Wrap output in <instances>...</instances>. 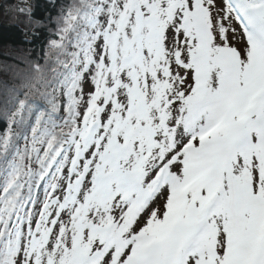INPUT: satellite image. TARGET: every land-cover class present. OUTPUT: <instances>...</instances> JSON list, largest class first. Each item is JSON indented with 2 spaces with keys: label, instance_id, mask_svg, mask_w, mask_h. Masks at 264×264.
<instances>
[{
  "label": "snow or ice",
  "instance_id": "6c2138e0",
  "mask_svg": "<svg viewBox=\"0 0 264 264\" xmlns=\"http://www.w3.org/2000/svg\"><path fill=\"white\" fill-rule=\"evenodd\" d=\"M0 8V264H264V0Z\"/></svg>",
  "mask_w": 264,
  "mask_h": 264
},
{
  "label": "trees",
  "instance_id": "16d2710c",
  "mask_svg": "<svg viewBox=\"0 0 264 264\" xmlns=\"http://www.w3.org/2000/svg\"><path fill=\"white\" fill-rule=\"evenodd\" d=\"M3 2L4 0H0V3ZM37 2L39 4L38 13L44 11L46 0H37ZM48 7L51 8V5ZM40 46V39H34L22 24L13 23L0 8V81L7 79L10 75L6 66L15 67L17 60L37 54Z\"/></svg>",
  "mask_w": 264,
  "mask_h": 264
}]
</instances>
